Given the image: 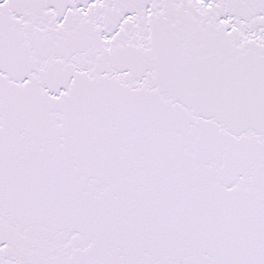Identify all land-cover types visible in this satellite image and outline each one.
I'll return each mask as SVG.
<instances>
[{
  "label": "snow or ice",
  "instance_id": "6c2138e0",
  "mask_svg": "<svg viewBox=\"0 0 264 264\" xmlns=\"http://www.w3.org/2000/svg\"><path fill=\"white\" fill-rule=\"evenodd\" d=\"M0 264H264V0H0Z\"/></svg>",
  "mask_w": 264,
  "mask_h": 264
}]
</instances>
